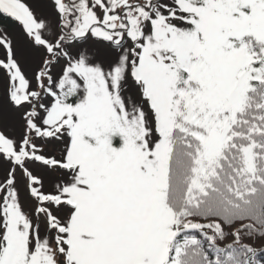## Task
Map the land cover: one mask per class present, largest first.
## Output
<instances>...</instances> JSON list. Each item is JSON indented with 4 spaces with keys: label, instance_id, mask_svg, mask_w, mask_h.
Returning <instances> with one entry per match:
<instances>
[{
    "label": "snow or ice",
    "instance_id": "1",
    "mask_svg": "<svg viewBox=\"0 0 264 264\" xmlns=\"http://www.w3.org/2000/svg\"><path fill=\"white\" fill-rule=\"evenodd\" d=\"M258 241L264 0H0V264H260Z\"/></svg>",
    "mask_w": 264,
    "mask_h": 264
},
{
    "label": "trees",
    "instance_id": "2",
    "mask_svg": "<svg viewBox=\"0 0 264 264\" xmlns=\"http://www.w3.org/2000/svg\"><path fill=\"white\" fill-rule=\"evenodd\" d=\"M245 242H247V241H245ZM258 249H264V245H262V246H261L260 248H258ZM257 259L260 260V264H264V256H260V255L258 254Z\"/></svg>",
    "mask_w": 264,
    "mask_h": 264
},
{
    "label": "rangeland",
    "instance_id": "3",
    "mask_svg": "<svg viewBox=\"0 0 264 264\" xmlns=\"http://www.w3.org/2000/svg\"><path fill=\"white\" fill-rule=\"evenodd\" d=\"M262 245H264V241H258V242L256 243V247H257V248H260Z\"/></svg>",
    "mask_w": 264,
    "mask_h": 264
}]
</instances>
